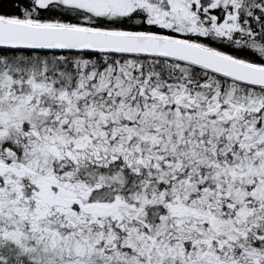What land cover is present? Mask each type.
<instances>
[{
    "label": "snow or ice",
    "instance_id": "snow-or-ice-1",
    "mask_svg": "<svg viewBox=\"0 0 264 264\" xmlns=\"http://www.w3.org/2000/svg\"><path fill=\"white\" fill-rule=\"evenodd\" d=\"M0 264H264V0H0Z\"/></svg>",
    "mask_w": 264,
    "mask_h": 264
}]
</instances>
